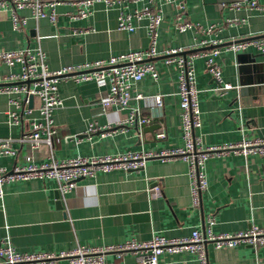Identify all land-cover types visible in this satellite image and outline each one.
<instances>
[{
	"label": "crops",
	"instance_id": "1",
	"mask_svg": "<svg viewBox=\"0 0 264 264\" xmlns=\"http://www.w3.org/2000/svg\"><path fill=\"white\" fill-rule=\"evenodd\" d=\"M50 1V0H45ZM48 7L55 20L48 16L35 18L29 7L17 9L21 27L11 20V8H0V50L40 47L50 70L69 64L107 59L149 45L147 21L132 20V30L117 29L121 11L131 12L146 2H127L107 6L96 2L87 17H73L79 12L74 0H58ZM187 19L206 28L221 26L211 33L200 29L180 32L173 20L176 2L163 3L162 20L157 29V50L187 49L194 53L200 39L223 41L214 60L221 67L222 82L231 84L225 91H215V79L208 72L205 59L195 57L194 77L199 89L201 125L195 134L201 144L217 145L238 142L242 138L264 137V54L250 46L234 52L226 44L246 36L264 34V11L242 3L239 8L220 7L219 3L236 0H183ZM242 1V0H240ZM263 4L264 0H258ZM229 19V20H228ZM231 19V24H230ZM229 24H228V22ZM208 47V48H207ZM210 47V48H209ZM198 49V48H197ZM158 75H145L131 90L126 109L105 108L100 96L108 83L95 80L76 82L71 77L58 81L61 104L53 111L57 132L51 145L31 150L18 138L30 128V118L23 114L19 124H8L7 113L15 109L7 94H0V138H13L17 155L0 156V165L7 169L23 163L30 154L36 163L72 157L116 155L128 151L156 152L184 145L180 128L181 109L178 94V67L165 63L163 57L151 59ZM19 64L0 62V80L18 73ZM140 93L142 97L135 95ZM163 96L162 105L154 95ZM38 101L33 98L31 105ZM130 108L149 117L146 124L118 125ZM32 116L37 115L34 108ZM91 123L109 126L106 134L88 133ZM163 131L165 136H156ZM207 187L198 206H192L187 161L181 158L146 159L138 169H112L77 180L76 186L60 196L54 179H19L3 185L0 197V240L5 239L20 252H57L77 245H106L129 238L150 239L155 234L167 238L189 236L194 229L208 226L214 233H233L251 225L264 227V155L229 151L208 157L204 163ZM159 185L160 194L150 197L148 188ZM58 194V195H57ZM208 216L213 223L208 225ZM208 264H264V247L238 244L232 247L206 245ZM114 264H137L133 253L117 257L106 255ZM160 264H198L190 251L164 252ZM59 264H69L60 259Z\"/></svg>",
	"mask_w": 264,
	"mask_h": 264
},
{
	"label": "built area",
	"instance_id": "2",
	"mask_svg": "<svg viewBox=\"0 0 264 264\" xmlns=\"http://www.w3.org/2000/svg\"><path fill=\"white\" fill-rule=\"evenodd\" d=\"M140 0H74L79 5L78 14L73 17H87L91 13V6L96 2H103L107 6L119 5ZM143 6L133 9L131 12L121 11L117 16V29L132 30V20L146 19L149 45L146 48L128 51L118 55H112L107 59H96L77 64H69L56 70H50L45 60V53L40 47L35 49L24 48L16 50H0V62L6 65L19 64L18 73L9 74L5 80H0V94L9 96V103L15 107L7 113L8 124H19L22 115L30 118V128L23 131L18 138L25 142L31 150L41 148L42 144L51 145L53 135L57 132L53 120V111L61 104L58 92V81L64 77H71L76 82L95 80L108 83V89L100 96V103L105 108L115 106L126 109L131 99V90L136 82L145 75L156 78L157 69L152 58L161 56L165 63H175L178 67V94L181 109L180 128L184 145L176 148L163 149L161 151L132 152L128 151L116 155H99L90 157H72L63 160L51 159L50 161L36 163L33 156L25 154L23 163H15L7 169L0 165V197L3 194V185L19 179H54L56 189L60 196L71 191L78 179L96 175L98 172L112 169H138L144 166L146 159L157 157L161 159L181 158L187 161L190 176V192L192 206L200 203L202 191L207 187V178L204 171L205 160L213 155H221L239 152L245 155L259 153L264 155V137L242 138L238 142H229L217 145H202L200 138L195 134V128L201 125L199 110V89L194 77V59L203 57L208 72L216 81L213 87L215 91H225L231 88V84L222 82L221 67L214 60L218 54L221 39H200L195 48L212 46L208 51L185 53L187 49L172 48L163 52L157 50V29L162 20V4L176 2L177 14L173 25L176 30L183 32L188 29H200L206 33L217 30L220 24H211L206 28L193 24L187 19L183 0H145ZM58 0H0V8L10 6L11 20L15 27H21V20L17 9L29 7L35 18L48 16L55 20L54 11H47L48 7L59 4ZM249 6L257 11H264V3L258 0H236L228 3H219L220 7L229 6L239 8L241 4ZM229 20V19H228ZM228 22V21H227ZM231 24V19H230ZM228 22V24H229ZM226 48L239 52L252 46L264 54V34L246 36L239 40H232L226 44ZM38 101L36 107L29 106V96ZM142 97L140 93L135 95ZM163 96L154 95L155 105L161 107ZM37 115L32 116L33 109ZM150 118L140 116L139 110L130 108L118 125H137L149 123ZM109 126H99L91 123L87 132L106 134ZM157 137L163 138L165 133L158 131ZM13 138H0V156L17 155L12 146ZM150 197L160 194L159 185L148 188ZM208 225L213 223V217L208 216ZM211 242L215 247H232L238 244H247L254 248L264 247V227L251 225L249 228L233 233H214L208 226L204 231L194 229L189 236L167 238L161 234H155L147 240L129 238L119 243L106 245H77L71 249L57 252H20L9 241L0 240V264H59L60 259H67L69 264H114L106 259L108 253L121 257L126 253H133L137 264H160V255L164 252L175 253L190 251L198 264H208L206 245Z\"/></svg>",
	"mask_w": 264,
	"mask_h": 264
},
{
	"label": "water",
	"instance_id": "3",
	"mask_svg": "<svg viewBox=\"0 0 264 264\" xmlns=\"http://www.w3.org/2000/svg\"><path fill=\"white\" fill-rule=\"evenodd\" d=\"M208 48V47H207ZM210 48V47H209ZM201 48H196V49H191L190 51H197V50H200ZM32 99H33V97L30 95L29 96V103H30V105H31V101H32ZM58 195V194H57Z\"/></svg>",
	"mask_w": 264,
	"mask_h": 264
}]
</instances>
